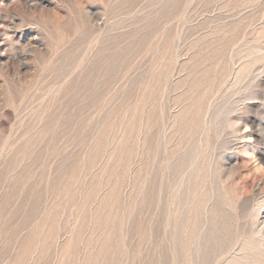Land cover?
Listing matches in <instances>:
<instances>
[{
  "label": "rangeland",
  "instance_id": "rangeland-1",
  "mask_svg": "<svg viewBox=\"0 0 264 264\" xmlns=\"http://www.w3.org/2000/svg\"><path fill=\"white\" fill-rule=\"evenodd\" d=\"M0 264H264V0H0Z\"/></svg>",
  "mask_w": 264,
  "mask_h": 264
}]
</instances>
